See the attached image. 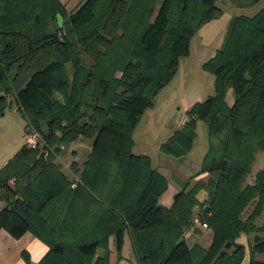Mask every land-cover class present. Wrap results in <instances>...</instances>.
Returning a JSON list of instances; mask_svg holds the SVG:
<instances>
[{"label":"trees","instance_id":"obj_1","mask_svg":"<svg viewBox=\"0 0 264 264\" xmlns=\"http://www.w3.org/2000/svg\"><path fill=\"white\" fill-rule=\"evenodd\" d=\"M216 1L162 0L156 10V0H85L68 13L61 0H0V115L12 99L24 129L36 130L44 143L42 151L23 144L0 167V192L11 198L0 195L6 203L0 228L14 236L30 231L48 246L37 263L22 251L24 264H109L108 238L114 234L120 257L125 232L138 264H239L240 232L255 233L249 264H264L255 258L264 254V224H254L264 205V167L253 185L245 184L257 151L264 150V6L229 20L220 48L203 64L214 75V94L195 102L163 145L187 152L197 121L203 122L207 181L180 191L164 208L158 197L166 179L147 155L132 152L140 116L189 55L198 29L222 15ZM79 137L92 145L81 169L70 163L79 179L72 187L54 159L61 144ZM202 187L209 201L201 221L211 228L212 242L189 248L183 230Z\"/></svg>","mask_w":264,"mask_h":264},{"label":"crops","instance_id":"obj_2","mask_svg":"<svg viewBox=\"0 0 264 264\" xmlns=\"http://www.w3.org/2000/svg\"><path fill=\"white\" fill-rule=\"evenodd\" d=\"M263 6L264 4L259 9H256L253 14L247 16H252L256 14ZM224 34L225 32L220 36L218 43L215 44V46L210 50V52H208L206 60L201 63V67L203 70H205L203 68V64L210 58H212L215 55L216 51L220 48L223 42ZM180 60L176 74L180 70ZM208 73L211 74L210 72ZM212 76L214 82V75ZM212 90L207 94L206 98L214 94V85L212 87ZM158 93L156 94V96L158 95ZM168 95H170V93ZM229 96L230 95L228 91L226 94V100L230 98ZM193 97L194 98H187L183 96L181 97L180 104L176 106L177 110H179V108L181 107L182 112L180 116H178V114H175L172 119L164 118L167 115V109L170 108L173 103L168 100H164L160 103L161 105H156V102L153 99L152 105L146 108L143 114L140 116L132 134V152L136 155H147L150 158L152 168L155 169L166 179V188L158 197V204L164 208H170L173 205L175 201V195L178 194L180 191L187 192L197 181H204L208 177L206 172L201 171L202 160L208 146V140L205 129L204 131H202L203 145L199 147L200 149L198 151H194V148L198 144L199 140L198 126L201 121H197V135L196 138L193 140L190 149L187 152L175 153L173 151L165 150L163 148V145L168 142L169 138L182 126L176 122L177 117H183L187 120L186 113L191 108V106L195 102L203 101L206 99H203L198 95ZM82 138L78 139L77 141H79L78 143L85 142L84 145L89 142L90 146L86 153L88 154L90 152L92 140L84 139L87 142L81 141ZM171 148L174 150L179 149L177 145H173V147ZM11 157H9L8 159H10ZM8 159L5 160L4 164L8 161ZM3 165H1L0 167H2ZM263 167L264 164L259 165L255 172L262 169ZM63 171L70 180H73L75 177L78 176L77 174L72 172L69 166L63 167ZM194 197L197 203L192 207V211L194 209L202 211V208L209 201V191L206 187L199 188L195 192ZM5 205V201L0 200V210H2ZM252 208L253 204L251 203L244 209L241 214V218L245 219L252 210ZM254 224L256 226H261L264 224V205L260 214L255 218ZM254 235L255 233L240 232L236 237L235 242L243 245L244 247V254L239 264H249L250 241ZM212 236L213 232L208 226L202 227L201 225H196L193 229H190V227L188 226L183 230V239L189 248L194 245H199L207 249L212 242ZM22 251H26L28 253L29 259L32 263H37L48 251V246L30 231H24L18 236H14L6 227L0 228V264H24V260L21 256ZM108 251L109 264H138L132 239L128 232H125L123 236L120 257L117 253L114 234H111L108 238ZM227 251L229 252L230 250ZM102 254L103 249L97 248L95 256H101ZM255 258L256 260L264 261V254H256Z\"/></svg>","mask_w":264,"mask_h":264},{"label":"rangeland","instance_id":"obj_3","mask_svg":"<svg viewBox=\"0 0 264 264\" xmlns=\"http://www.w3.org/2000/svg\"><path fill=\"white\" fill-rule=\"evenodd\" d=\"M61 1L64 3L66 11L68 13H72L76 11L85 0ZM246 1L247 0H217L215 2V5L222 9V15L203 24L198 29V31L193 36L189 56L183 57L180 60L179 72L172 78L168 85L158 93V95L154 99L156 105H161L160 103L164 100H168L173 103H171V107L167 109L168 112L164 119H172L175 114H178V116H180L182 108L180 107L179 110H177L176 105L180 104L182 96L187 98H194L193 96L198 95L205 99L207 94L212 90L213 76L202 69L201 63L206 60L208 52H210L215 44L218 43L220 36L225 32V29H227L229 20L233 16L239 14L251 15L256 9H259L264 4V0H261L254 4ZM161 2L162 0H156V10H158V8L160 7ZM62 25L63 19L61 26ZM59 35L61 36L63 34L60 32ZM82 56L85 58L87 63H92L91 59L87 57L83 52ZM66 73L68 78L71 80L72 68L68 65H66ZM228 91L230 98H228L227 101L228 103H230L233 97L232 88L228 89ZM169 93L170 95H168ZM55 96L59 100H62L63 98L62 94L58 92L55 93ZM10 104L11 107L5 109L4 114L0 115V166L4 164L5 160L13 156L24 144L22 135L26 124L25 120L18 112L16 103L12 99ZM205 128V124L203 122H200L198 126L199 140L198 144L194 148V151H198L200 149L199 147L203 145L202 131H204ZM80 138L82 137H79L78 139ZM84 139L86 138H82L81 141H86ZM77 140L72 141L68 144H61V146L63 145L64 148H62L60 153L55 156L54 162L60 165L61 171L63 173V167H70L69 163H71L72 161L77 163V168L81 169L83 166V162L86 160V157L88 155L86 153L90 146L89 142L86 141L87 143L84 145L85 142L78 143L79 141ZM43 145L44 143L43 141H41L38 149L39 151H42ZM261 164H264V150L257 151L254 161L252 162V168L245 179V184L253 185L254 177L256 174L255 171ZM207 175L208 179L209 174ZM76 178H78V176L73 180H75ZM207 179H205L204 181H207ZM9 185L10 187H14L12 181H9ZM1 194H5L7 196V199H11L10 197H8L10 196L9 191L0 192V195Z\"/></svg>","mask_w":264,"mask_h":264},{"label":"built area","instance_id":"obj_4","mask_svg":"<svg viewBox=\"0 0 264 264\" xmlns=\"http://www.w3.org/2000/svg\"><path fill=\"white\" fill-rule=\"evenodd\" d=\"M176 122L179 125H183L186 122V119H184L183 117H177ZM22 139H23V143L26 147L31 148V149H36L39 148L42 138L40 136V134L32 129V128H26L24 129L23 135H22ZM61 149L64 148V146H60ZM78 178H76L71 186L74 187L76 185V183L78 182ZM201 215H202V211L200 210H193L192 211V215H191V223L189 225L190 229L195 228L196 225H201L202 227H207L206 223L201 221Z\"/></svg>","mask_w":264,"mask_h":264},{"label":"water","instance_id":"obj_5","mask_svg":"<svg viewBox=\"0 0 264 264\" xmlns=\"http://www.w3.org/2000/svg\"><path fill=\"white\" fill-rule=\"evenodd\" d=\"M56 19H57V25L61 26V23H62L61 16L60 15H56Z\"/></svg>","mask_w":264,"mask_h":264}]
</instances>
